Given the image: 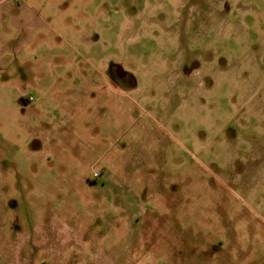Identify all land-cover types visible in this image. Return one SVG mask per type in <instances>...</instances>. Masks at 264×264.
Returning <instances> with one entry per match:
<instances>
[{
  "label": "rangeland",
  "instance_id": "374dc122",
  "mask_svg": "<svg viewBox=\"0 0 264 264\" xmlns=\"http://www.w3.org/2000/svg\"><path fill=\"white\" fill-rule=\"evenodd\" d=\"M30 4L13 44L0 2V264H264V0Z\"/></svg>",
  "mask_w": 264,
  "mask_h": 264
},
{
  "label": "crops",
  "instance_id": "0c3cea01",
  "mask_svg": "<svg viewBox=\"0 0 264 264\" xmlns=\"http://www.w3.org/2000/svg\"><path fill=\"white\" fill-rule=\"evenodd\" d=\"M0 2L6 4L8 7L11 6L15 11V15L12 19L14 20L13 22L16 27L15 29L12 28V35L10 38V40L13 41V44L20 40L22 32L26 29L25 25L28 19H31L30 21H33L34 19H42L41 13L34 9L30 4L31 0H0ZM22 23L24 24V27L22 26ZM10 48L16 50L15 48H12V46ZM34 59L37 61L39 60L38 56H35Z\"/></svg>",
  "mask_w": 264,
  "mask_h": 264
},
{
  "label": "flooded vegetation",
  "instance_id": "af4514ba",
  "mask_svg": "<svg viewBox=\"0 0 264 264\" xmlns=\"http://www.w3.org/2000/svg\"><path fill=\"white\" fill-rule=\"evenodd\" d=\"M200 7H202V5H199V8H200ZM209 9H211L210 5H209L208 7L205 6V10H206L205 12L208 13V12H209ZM200 12H201V10L198 9V13H199V14H201ZM195 66H199V64H198V63H195ZM187 70H188V69H187ZM188 73H190V72L188 71Z\"/></svg>",
  "mask_w": 264,
  "mask_h": 264
}]
</instances>
